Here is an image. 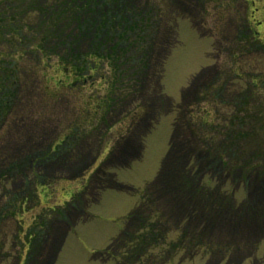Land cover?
Wrapping results in <instances>:
<instances>
[{"label": "rangeland", "instance_id": "374dc122", "mask_svg": "<svg viewBox=\"0 0 264 264\" xmlns=\"http://www.w3.org/2000/svg\"><path fill=\"white\" fill-rule=\"evenodd\" d=\"M27 1L35 10L42 5L43 11L23 23V40L40 26L41 33L51 38L45 40L48 49H58L41 73L29 75L25 59L15 65L19 74L14 80L0 85V101L6 102L0 112V204L24 199L15 203H24V214L20 209L14 212L16 220L10 218L11 209L5 212L11 222L7 220L3 229H7L6 242L0 237V247L5 243L2 252H13L17 258L7 257L0 264L17 260L20 264H115L105 259V251L126 229L127 215L143 198L151 207L146 211L140 206V218L152 210L155 219L164 220L160 235L166 240L164 257L171 259L166 264H264V119L252 129L239 122L235 149L223 155L221 136L230 129L238 131L236 123L215 120L221 107L218 100L202 101L194 93L209 81L220 34L230 40L235 37L234 20L228 17L222 23L210 6L211 15L196 22L201 18L202 0H115L118 5L124 3L123 10L96 2L90 32L78 39L72 36L75 23L71 22L81 18L80 12L70 18L54 16L53 26L41 23L53 16L54 3H75L77 8L84 0ZM131 5H137L140 21L130 17ZM121 17L129 26L135 23V31L122 39L118 34L128 24L113 25ZM99 21H104L103 27ZM261 22L264 30L263 16ZM98 41L96 53L101 59L81 75L83 86L55 73L57 53L66 51L67 44L74 42L77 52L89 53ZM166 53L161 74L160 62ZM113 70L130 82L115 93L113 113H108L110 103H105V113L96 115L86 101L112 98L108 89ZM189 82H194L192 87ZM44 92L51 99H43ZM171 105L182 106L185 121L193 115L197 128H202L193 131L188 123L174 124L176 112ZM128 109L131 113L120 114ZM82 112L89 118L84 119ZM197 139L209 145L210 157ZM222 166L229 170V179L226 171L221 174ZM98 170L105 172L108 181L115 175L121 190H93L91 179L103 174ZM22 185L29 187L30 201L14 195V189ZM66 201H71L68 209ZM189 208L194 210L191 221L177 228ZM81 209L82 218L77 217ZM133 216H139V211ZM183 230L193 240L175 253L171 242L180 239ZM16 232L19 237L11 250Z\"/></svg>", "mask_w": 264, "mask_h": 264}, {"label": "flooded vegetation", "instance_id": "af4514ba", "mask_svg": "<svg viewBox=\"0 0 264 264\" xmlns=\"http://www.w3.org/2000/svg\"><path fill=\"white\" fill-rule=\"evenodd\" d=\"M202 3V11H199V16L201 18H198L196 22H198V20L199 22L200 20L203 21L205 16L207 18L211 15L208 7L213 6L214 11H217V14H219V20L222 23H225L224 21H226L228 17L234 20V28L236 31L235 37L231 40L228 38L226 39L223 34H220V44L218 48L215 49V65H213L214 68L211 74L208 75L209 81L208 83H201L194 92L196 97L203 98L202 101L206 99L217 102L216 100H218L221 107L220 111L214 115L215 120L229 122L231 119V121L236 123L235 127L238 128V131L230 129L231 131L228 130L221 136L223 137L222 146L224 147L222 154H225L224 152H231L235 149L233 145H235L237 137L240 136V121L248 122L261 120V118L264 119V114L262 112L264 110L262 107L264 105V39L262 38L264 36V30H262L263 24L261 22L262 16L264 18V0H202ZM206 12L207 14H204ZM115 72L116 71L113 70V80L117 77ZM128 79L129 78H126L125 74L121 75L120 83H122V86L120 88H124L126 80L128 81ZM193 83L194 82H189L190 87L193 86ZM200 88L203 89L201 90ZM205 96H209V98ZM134 100L135 99H133V101ZM115 107L116 101L113 100L112 97L108 113H113ZM171 110L176 112L174 124L178 126V123H180L181 127H183L186 125L185 123H188V126H190L193 131L194 128H197L193 115L190 116L188 122L185 121V116L183 115H185L186 110L182 108V106L175 107L171 105ZM123 112L124 111L120 114L124 115ZM209 115L208 113V117H210ZM261 115L262 117L257 118V116ZM177 138H179V136H177ZM197 140L199 141L202 151L205 150L207 152V156H205L210 157L208 154L209 145L205 142L203 143L199 139ZM208 141L209 143H213L212 139H208ZM213 144L216 145V142ZM222 146L218 148L221 149ZM114 166L121 167V165L117 164ZM209 166L208 164L207 167ZM221 169V174L224 175L226 171L227 175L225 177L229 179V170H223V166ZM101 172H103V174H100L102 176L91 179V182L95 183V188H93V190L97 187H100L101 190L113 188V178L110 177V181H108L104 178V176H106L105 172ZM205 173L206 171H203V174ZM79 178L80 176L74 179L78 180ZM27 179H29V176ZM28 190L29 187H22L15 194L18 196H27L26 193ZM26 198L30 200L29 197ZM86 201L87 200L84 198V205L87 204ZM70 202L66 201L67 209L72 206ZM150 205L151 203H149L148 200L145 201V198H143L142 202L138 203L136 209L127 216L126 229L109 245L107 254L109 253L108 257L112 259L115 264H166L170 260L164 257L166 245L164 242L166 240L164 236L160 235L162 227L165 224L163 223L164 220L155 219V216L151 214L152 210L151 213L148 212L147 215L144 213L140 218V208H142L140 206H143L147 211L148 209L150 210ZM51 211H53V209ZM63 211H65V208ZM135 211H139L138 218L133 216ZM79 212L77 217L82 218L83 210L81 209ZM184 212L183 216L177 222L176 227H180L183 221L186 223L191 221L194 215V210L192 208ZM7 220L11 222V220L6 219V215L4 217L3 213H0V223L6 222L4 223V226H6V224H8ZM134 220L136 221L135 227H133ZM166 232L167 231L164 233L166 234ZM184 233L181 235L180 239L178 238L175 242H171L170 248L171 246L173 247L171 249L173 252L179 250L187 240L192 242V234L191 236H187V234ZM7 236V229L3 230L0 226V237L3 238L4 242H6ZM17 237H19V233L16 232L14 241L10 242L11 250L14 248ZM42 242L46 244V242H48V236ZM4 247L5 243H2L0 247V261L7 257L17 258L13 255V252H6L4 254L2 252ZM28 256H30L29 252ZM18 263L19 260L16 261V264Z\"/></svg>", "mask_w": 264, "mask_h": 264}, {"label": "trees", "instance_id": "16d2710c", "mask_svg": "<svg viewBox=\"0 0 264 264\" xmlns=\"http://www.w3.org/2000/svg\"><path fill=\"white\" fill-rule=\"evenodd\" d=\"M96 2H101V4L106 6L107 8H112L109 7L111 5L118 7L120 10H123L125 8L124 3L118 5V3L116 4L115 0H84L83 3L81 2L80 4L77 3L79 4L78 5L79 7L77 8L75 7V3L71 5H69V3L67 4L54 3L52 5V7H55L54 9L55 12L53 16L51 15L49 19L44 18L41 24L48 27L53 26L52 25L53 21L54 22L56 21L54 19V16L56 17V19L61 16L70 18L71 16H74L76 12H80L82 13L81 18H78L77 16V18H74L73 21L71 22V24L75 23V29H74L75 33L73 32L72 36L76 34L78 39H80L82 36L86 37L88 36V33L90 32V29L92 27V22H93L92 17L95 13L93 8ZM41 6L42 5H39V8L35 10L34 4L31 2L28 3L27 0L24 1L0 0V85L1 87L5 86L7 81L14 80L16 75L19 74V72L16 69H14L15 65H17L19 62L28 59L24 62L25 67L28 66L29 69L28 68L26 69L28 73H30L29 75H31V73L32 75H35L42 72V68L45 66L47 59L52 58L53 50L58 49V48H52V50L48 49L49 46L45 42V40H48L47 39L48 36L46 35L47 33L46 32L45 34L41 33L42 29L40 28V26L32 32V35L30 34L29 37H31V39H28L29 37H26V39L23 40V34L21 33L23 23L28 21L35 13L36 14L41 13L43 11V6L42 7ZM131 9H132L131 11L134 12L130 14V17L132 19L133 18L138 19L140 17V12L137 11V5L136 6L131 5ZM84 17H86V20L84 19ZM86 21L88 23L87 26H86ZM109 21L113 23L112 20ZM137 21H140V19H138ZM126 23L128 24V21H126V19L121 17V20L114 22L113 25H116L117 27H121ZM98 24L99 27H103L104 21H99ZM134 24L135 23L131 21V25L129 26L128 24V28L121 29L120 33L118 34V37L122 39L123 35L135 31ZM96 28H98V26H96ZM62 33H63L62 29H58V34L62 35ZM48 35H51V32ZM67 39L68 37L65 40ZM69 39L75 41L73 37ZM74 44H75L74 42L67 44L68 47L66 46L65 48L66 51H61L57 53V56L59 57V63H57L58 66L55 69V73L59 75L67 76L69 80L74 81L75 85L80 84L81 86H83L81 75L86 71L88 72L90 69L89 67H93L96 63V60L101 59V57L98 56L96 53L98 46L101 44V41H98V43H96V46L94 47V51L89 53L77 52L76 49H73ZM89 48L92 49L93 47L89 46ZM166 57H167V53L160 62L161 74H162V64ZM6 58H8V60ZM26 69L23 68L24 74H26ZM115 74L117 75V77L115 80H113L111 87L108 89L110 96L112 94L115 95V93L120 92V87L122 86V83H120L122 73L118 70V72H115ZM160 77L161 75L159 76V79ZM126 82H130L129 79L128 81L126 80ZM45 86L47 87V85ZM58 86L56 85L54 87V90L56 92H58ZM68 86L69 85L67 84L64 87H68ZM11 90H13V87L10 89V92ZM41 97L43 99H48V97L51 99V97L48 94H45V92ZM3 100H7V96H3ZM43 102L44 101L42 100V103ZM4 103L6 102L0 101V112L5 107ZM105 103L106 104L111 103V98L109 99L108 95H106L105 98L99 101L98 100H96L95 102L86 101L87 105L92 106V111L96 112L95 113L96 115L98 114L103 115L105 113V110L107 108L105 107ZM82 114L84 119L89 118L88 114L84 112H82ZM257 121L259 120H256L254 122L248 121L247 122L248 126L249 125L252 126L253 124L255 125ZM240 122L245 123L243 121ZM72 135H74V133H72ZM21 199L22 197L20 198L17 197L12 199L11 202L7 201L9 203H6L4 207L3 206L0 207V213L1 214L3 213V215H5V212H8L9 209H11L13 215L11 217L14 218L15 217L14 212L19 210V204L17 203L18 205H16L15 203ZM4 225L5 224L2 223V227H5Z\"/></svg>", "mask_w": 264, "mask_h": 264}]
</instances>
